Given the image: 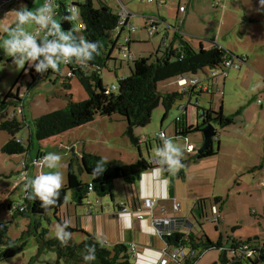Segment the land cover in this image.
I'll use <instances>...</instances> for the list:
<instances>
[{"label":"rangeland","instance_id":"374dc122","mask_svg":"<svg viewBox=\"0 0 264 264\" xmlns=\"http://www.w3.org/2000/svg\"><path fill=\"white\" fill-rule=\"evenodd\" d=\"M39 1L29 2L32 4H29L28 11L40 15L41 13L36 11L40 6L35 5ZM105 1L116 12L120 10L116 6V0ZM124 1L132 13L163 18L171 26V36L176 33L174 29L176 30L180 26V28L195 33L191 35H199L208 43L215 40L222 44L226 39V43H229L227 46L230 45L234 54L239 53L248 56L249 61L241 70H233L230 73V76H233V82L228 78L225 88L223 110L228 115L233 114L234 123L225 127L216 124L222 143L233 142L235 145L227 148L222 144L220 154H218L220 158L212 159L217 160L220 169L219 180L221 182L218 183V188L226 191L222 202L226 221L219 225L224 237L237 236L246 239L252 236L251 238L258 239L256 244L259 247H264V217H261L264 215V187L259 183L261 172L264 169L260 168V165L264 164V158L259 156L260 145L264 143V106L258 104L259 98L264 99V1L208 0L209 4L214 2L215 7L212 15L206 13L208 22L206 25L198 23L196 17L187 21L185 25H179L177 20L179 0H163L161 4L158 2H141V0ZM23 2L25 1L23 0ZM22 4L26 8L29 7L28 4ZM199 5L204 11L202 4L198 3ZM17 10L19 9L7 6L6 13L0 17V94H6L17 82L14 91L17 92L19 89L21 95L24 96L23 113L15 112V106L9 107L8 110L10 114L16 113L18 118L25 119L26 125L18 133V136L23 139L29 150L27 153L19 155L3 153L2 147L9 140L10 134L0 129V223L9 222L8 236L16 241L17 246L24 245L21 252L16 253L11 258L2 259L0 264H57L56 251L47 246H42V237L45 236L46 239H50L62 233V227L55 216V212L51 211L42 216L13 215L7 209V205L9 203L13 206L23 204L24 196L27 193H35L32 181L37 179L39 175H57L60 186L55 190L63 189L64 184L69 181L71 165L74 164V169L79 170V163H75L74 158H83L84 153L98 155L108 161H111L112 158L131 161L130 158H139L140 154L138 144L132 140L131 135L127 132L129 120L114 112L112 115H108L107 112L102 114L103 111L114 108L109 97L102 98L100 110L94 114V120L90 124L67 131L64 135L54 139L44 141L37 139L34 126L36 118L65 107L70 100H85L88 95L75 76L68 77V68L63 64V54L61 57L59 51L54 55L55 58L53 57L56 68L54 69L49 65L51 71L44 69L42 72L46 74L45 77L38 78L35 82H32L28 71H24L25 66L27 64L33 65L34 60L31 61V64L29 60H25L24 66L17 68L15 61L25 54L15 52L9 55L3 42L14 37L16 33L13 32V29L21 28L26 34L31 35L36 27L35 20L31 18L25 24L20 25L16 21ZM134 18L137 21L135 23L141 27L138 21L140 20L139 17ZM55 21L59 23V18L56 17ZM80 22V18L77 16L75 21L77 30ZM141 29L144 32L142 36L144 40L143 42L134 41L132 43L133 51H135L137 58L152 55L154 59L156 51L159 49L163 51L166 46L160 44V35H149L144 25ZM59 31L65 35L69 33L63 32L61 26ZM212 35L214 38L211 37ZM191 37L193 38V36ZM191 37L188 38L194 41L195 47L199 48L198 40L195 41ZM55 42L66 44V41L60 40L58 32H56ZM223 46L227 48V46ZM119 51L118 46L114 49V54L117 55ZM133 65V61L128 59L117 60L116 62L109 61L101 69L105 85L110 86V88L113 84L118 85V79L128 76ZM247 68L251 72L248 73V78L239 84V74L245 75ZM210 69L212 68L205 67L196 75L203 76L204 71H210ZM23 72L25 73L23 74ZM220 77L224 79L225 75L221 74ZM67 82H70L71 87L65 86ZM172 82H175V78L159 81L157 86L162 93H165L177 89V86L172 85ZM206 99L207 97L202 96L200 102L205 104ZM214 99L216 103L221 102L222 95L216 94ZM176 105L177 101L173 104L167 118L162 122L165 109L160 104L154 109L151 122L148 125L133 128L134 136L138 137L146 133L153 139L161 127H166L176 117L178 114ZM170 131H173V125ZM193 135H196L197 139H201L202 133L192 132L187 137L191 138ZM176 142L180 143L176 145ZM152 144L151 153L156 154L155 140H152ZM171 144L173 147L182 148V150L186 147L185 141L178 138H173ZM201 144L202 142H199V146ZM73 146L75 147L74 152L71 150ZM142 146L145 156L148 157L145 144ZM217 146L218 140L214 139V147L217 148ZM49 153L58 155L59 159L49 161L46 159ZM182 156L190 157L184 150ZM50 163L52 167L49 166ZM88 176L89 174L85 173V181H88ZM71 206L74 208V205ZM59 216L62 218V214ZM195 223V230L199 231L200 226L196 221ZM213 224L205 220V231H208L212 236L216 235L212 227L215 228L216 226ZM43 232L44 235L42 236ZM188 249L189 247L185 248L186 251ZM203 250L202 247L197 248L196 252L199 254ZM225 254L228 257L232 255L231 252L226 253L222 249H210L203 253L197 263L214 264ZM258 264H264V261H259Z\"/></svg>","mask_w":264,"mask_h":264},{"label":"trees","instance_id":"16d2710c","mask_svg":"<svg viewBox=\"0 0 264 264\" xmlns=\"http://www.w3.org/2000/svg\"><path fill=\"white\" fill-rule=\"evenodd\" d=\"M160 1L163 2V0ZM60 7L57 14L59 25L63 32H69L66 44L77 49L84 48L85 45H94V47L86 49L89 55L80 52L78 54L73 53L68 57H62V59H68L67 64L64 65L67 66L68 72H71L78 79L88 97L82 101L70 100L65 107L36 118L34 120L35 133L37 139L41 141L54 139L67 131L93 121L94 114L100 110L102 98L105 95L111 98L114 107V110L107 111V114L112 115L114 112L126 117L130 122L127 132L131 135L132 140L138 144L139 139L134 136L133 128L148 125L151 122L154 109L160 104L165 109L162 117V120H165L173 104L180 97L179 92L168 93L165 96L159 95L157 90L159 81L184 75H196L205 67L223 71L226 59L233 58L230 52L218 44H212L211 48H205L203 44L199 48H194L188 43H182V46L177 49L158 50L154 59L152 55L132 59L131 61H133L134 65L131 68V73L126 77L119 78L116 89L110 90L107 95L106 92H108L110 86L105 85L101 69L109 61L124 60L117 58L114 54V49L121 44L120 36L122 32L116 37L113 34L120 19L119 14L105 0H85L83 3L78 4L79 11L77 16H79L81 22L77 30L75 26L77 18L70 19L72 15L67 11L65 0H62ZM127 35L131 41L130 34ZM35 41L37 46L43 47L46 43L51 42V39H38ZM59 54L62 56L61 52ZM44 60L45 56L42 53L34 60L33 65L27 64L25 66L24 71H28L32 82H35L38 78L45 77L46 74L42 72L44 69L51 71L46 61L44 69L39 71L36 69L35 65ZM15 85L6 94H0V129L10 134L9 140L2 147V152L8 155L25 154L29 150L25 146L23 139L18 136V133L26 125L25 119L18 118L16 113L10 114L8 110L9 107L15 106V112L23 113L24 96L21 95L19 89L17 92L14 91ZM65 86L67 88L71 87L70 82L65 83ZM210 94L214 95L211 92ZM203 110L205 116L201 124L187 126L181 123L177 126V134L188 135L207 122H213L222 127L234 123L233 115L226 114L223 108L217 111L212 108ZM158 146H162L161 141H159ZM218 149L219 145L214 149L213 141L212 146L205 150L201 157L213 156ZM82 159L85 168H98L101 170V174L96 180L80 185V190L75 192L79 200H82L89 190L95 191L100 197L112 196L116 180L123 179L132 183L142 172L154 167L151 161L142 157L136 161L126 163L121 160L108 161L101 156L84 153ZM163 159L165 163L157 166L167 168V157L164 156ZM72 178L70 177V179ZM90 184H92V188H89ZM66 201L65 188L54 190V194L49 196L48 202L43 200L36 192L33 195L27 193L24 196L23 203L26 207L25 211L20 212L17 210L12 213L13 215L42 216L51 211L55 212V216L62 227V233L50 239H46L45 236L42 237V246H47L56 251L57 264H131V252L127 245L120 243L108 247L91 233L80 227L72 226L62 219L59 216V212ZM215 201L222 202L220 198H215ZM199 205L203 210L202 217L217 224L216 226L222 223L221 220H213L212 216L206 212V199H201ZM11 208L12 204L9 203L7 209L10 211ZM211 212L213 214L212 207ZM0 225H3V227H0L1 261L21 252L24 244L17 246L16 241H13L8 236L9 222L0 223ZM163 239L169 247L179 245L186 247L189 245L193 250L202 247L204 250L200 251V255L194 261L199 259L207 250H234L239 244L251 245L256 261L251 256L239 257L236 252L231 257H228L227 254L223 255L218 263L248 264L249 262L258 264L259 261H264V247L254 245L258 240L257 238L233 239L219 236L213 240L206 234L198 236L191 231L188 234L176 232L172 235H164Z\"/></svg>","mask_w":264,"mask_h":264},{"label":"crops","instance_id":"0c3cea01","mask_svg":"<svg viewBox=\"0 0 264 264\" xmlns=\"http://www.w3.org/2000/svg\"><path fill=\"white\" fill-rule=\"evenodd\" d=\"M42 1L43 0H40L35 5L37 7L39 6L41 7ZM260 1H264V0H260ZM116 2H117L116 3L117 8H120V10H117V12L114 10L117 14H119L121 11L122 3H124L128 8V4H126L124 0H116ZM141 2H145V1L141 0ZM154 2H158L159 4H161L160 0H155ZM22 3L28 4V6L29 4H32L27 1L25 2L21 1V2H13L8 6L17 8L23 12L28 11L30 6L26 8ZM198 3L202 4V8L204 9V11L201 10V6L200 5L198 6ZM214 5H215L214 2L213 4H209L208 0H179L178 10H177L178 24L185 25L187 21L196 17L198 19V23L206 25L208 23L206 20L207 18L206 13L212 15L213 9L215 7ZM181 6H185V11L180 10ZM6 10H7V6L0 11V17L4 13H6L5 12ZM215 15L217 16L218 14ZM134 17H139L140 20L138 21L141 27L135 23L137 21L136 18ZM140 17H142L143 19H141ZM149 17L150 16L137 15L131 12L128 21L134 24L137 28L136 30L131 31L130 33L128 32L127 29H124L121 33L120 36L121 43H124L126 35L130 34L131 41L129 48L130 51L135 54L134 58L137 57L135 51H133L132 43L134 41L143 42L144 39H142V36L144 32L141 28H143L144 25L145 28L148 30L147 20ZM167 25L169 24H167L166 21L163 20V18L160 19L158 17V24H156L157 30L154 34L151 35V36H154L156 34L160 35V44L166 46L165 50L180 48L182 46V43H188L194 48H197L195 47L196 44H194V41H191L188 38L193 36V38L192 37L191 38L193 40L195 39V41L198 40L197 41L198 46L203 44L205 48H211L212 44H218L219 46L223 47L228 52H230L232 56L235 57V60L239 61L240 63V67L237 69L236 68L230 69L224 79L220 77L221 74L219 72H214L213 69H210V71L207 70L204 71L205 74L203 76L195 75L201 81L209 84L211 93H214V95L210 93H203L196 91L185 92L183 88L177 83V78H175V82H172V85L175 84L177 86V89L175 90H169L165 93L164 92L162 93V91L157 86L158 93L161 96H165L168 93H172V92H179L180 95L176 105L178 114L171 123H169L166 127H161L160 129L166 132L170 143L173 138H178L184 140L186 146L187 143L193 144L194 151L188 153L185 150L186 147H184L183 148L184 152L190 156L189 158H186L182 156V152H183L182 148L179 149L177 146H175L177 151L172 155L173 158L177 161L178 166L176 170L169 171L166 167L155 165L153 168L142 172L141 175L132 183H129L123 179L116 180L112 196L100 197L95 193V191L89 190L87 195H85L82 200H79L76 197L75 192L80 190L81 184L90 183L96 180L97 178H99L101 174V170L98 168H90V169L85 168L82 158H74V162L77 164L79 163L78 166L79 170L74 169V164L71 165L70 168L72 173L69 174V181H67V183L64 184V188L66 189V194H67V201L65 205L62 206V209L59 212L60 214H62V219L67 221L70 225L80 227L86 230L87 232L97 237V239H99L108 247H112L115 244H120V243L125 244L128 247L131 244H135L136 251L131 252V264H158L159 261L164 256L163 249L167 245L164 239L160 237L155 226L153 225L154 217L177 218L178 226L181 227L179 228V230H181L180 232L184 234H186L184 231H186L189 228V232L193 231L198 236L199 235L202 236L203 234H206L213 240L217 239L219 236L224 237L220 227L216 226V224H213L209 219L207 221L211 222L213 225L216 226L215 228L214 226H212L213 230L215 231L214 234L216 235L212 236L211 234H209L208 231H205L206 219L202 217L203 210L199 205V201L201 199H206L205 209H207L206 212H208V214L211 216H212L211 207L213 209V207L216 206L220 216L219 220H221L222 222L226 221V219L224 218L225 212L223 211L224 206L222 203L223 199L225 198L226 191L218 188V183L221 182L219 180L220 169H219V165L217 164L218 162L215 159L220 158L218 154H220L219 151L222 144H224L227 148L232 147L235 144L233 142L222 143L220 137L218 136L219 149L217 150V153L215 155L210 157L200 156L197 159L190 160V158L196 154L197 148L200 147L199 142L203 143V134L201 136V139H197L196 135H193L191 138H188L187 137L188 135H178L177 126L180 125L181 123L187 126L190 125L196 126L197 124H201V121L203 120V118L200 115V112L203 109L212 108L213 110L217 111L220 108H224L225 88L227 87L228 80L233 82L232 81L233 76L231 77L230 73L233 70L236 71L241 70V68L246 64V62L249 61V58L247 55L245 56L244 54H239V53L234 54V52L232 51L233 49L230 47V45L227 46V44L229 43H226L227 42L225 41L226 39L222 42V44L217 43L215 40H212L211 43H208L206 42L207 40L199 37V35L198 36L191 35L195 33L180 28V26H178L176 30L174 29L176 33L172 34L171 36L170 35V32L172 31V29L170 28L171 26L170 25L167 26ZM147 33L149 34V32ZM135 34L136 36H134ZM197 34H202V33H197ZM213 36L214 35H212L211 37ZM178 42H179V46H178ZM223 45L227 46V48H225ZM120 54L121 51H119V53L115 56L117 58H120ZM141 57H145V56H141ZM245 72H246L245 75L239 74L238 77L239 84L242 83L245 78H248L247 75L251 71L249 68H247ZM187 77L189 81L190 76ZM220 91H222V94L220 93ZM106 94L108 95L109 92H106ZM216 94L222 95L221 102L216 103L214 99ZM202 96L207 97L205 104H202L200 102ZM104 97L107 98V96L105 95L103 96V98ZM109 99L111 100V98ZM206 105L207 107H204ZM113 110H108V111L110 112ZM106 112L107 111H103L102 114H106ZM179 116L182 117L181 118L182 120L177 121V118ZM161 121L163 122L164 120ZM172 125H173V131H170ZM186 137L188 138L187 141L185 139ZM154 138L151 139L149 135H147L146 133L139 135L138 148H139L140 157L130 158L131 161H127L123 159H119V160L126 163H130L142 157L144 159L151 161L156 155L151 153V150L153 149L152 140H155L157 149L159 144V142L156 139V136ZM179 143L180 142H176L175 144L178 145ZM142 144H145L148 157L145 156V153L142 150L143 149ZM214 149L216 148L214 147ZM71 150L74 152L75 147L74 146L73 148L71 147ZM259 156L260 158H264V143L260 145ZM113 160H118V159L112 158L111 161ZM167 164L171 165L168 162V159H167ZM81 165H83V167H81ZM260 168H264V164H261ZM180 169H182L183 171H180ZM263 171L264 169L262 170L260 175V179H259L260 185H261V176ZM85 173L89 174L88 181H85L86 179H84ZM70 177L73 178L70 179ZM69 193H71L70 196ZM29 194L33 195L34 193L29 192ZM145 198L155 199L156 204L152 210L145 209L144 210L145 217L143 219H138L133 210L136 208V206L142 205ZM215 198H220V200H222L221 202L222 204L220 202H216ZM175 202L180 204L178 210L174 208ZM71 205H74V208ZM124 206L128 207L129 211L124 212L123 211ZM261 217H264V215H262ZM195 221L200 226L199 231L195 230L196 227ZM228 237L233 239H243L237 236H228ZM251 237L252 236H250V238ZM256 243L254 245L258 247ZM188 246L189 245H187L186 247ZM169 250H171V247L168 248V251ZM253 255L254 253L252 254L251 257L253 258L254 261H256ZM199 259H197L192 264H196ZM218 261L219 260L215 262H217L218 264ZM169 264H178V263L171 262ZM248 264H252V263L248 262Z\"/></svg>","mask_w":264,"mask_h":264},{"label":"built area","instance_id":"2783aa9c","mask_svg":"<svg viewBox=\"0 0 264 264\" xmlns=\"http://www.w3.org/2000/svg\"><path fill=\"white\" fill-rule=\"evenodd\" d=\"M21 1H23V0H0V11L4 7L12 4L13 2H21ZM24 1L30 2V1H34V0H24ZM65 1H66L67 11L71 13L72 17L74 15V13H76L75 18H77L78 11H79L78 4L83 3L85 0H65ZM142 1L151 3V2H154L155 0H142ZM61 3H62V0H43L42 1L41 7H43L44 4L47 5V10H45L43 12V15L49 18V23L47 24V26L42 27L40 24H38L35 21L36 27H35L34 32L31 34V36H33L34 39H36V40H38V39H47V40L51 39V42L55 41L56 31L53 29L51 21L56 19L57 14L61 8L60 7ZM180 10L185 11V6H181ZM130 15H131L130 10L127 8V6L124 3H122V8H121V11L119 13L120 19H119L118 25L116 26V28L113 32L114 37H116L118 34H120L124 29H127L129 32L136 30L137 27L128 21ZM147 23H148L149 34L150 35L154 34L157 30L156 24H158V18H156L154 16H150L147 20ZM50 29H53V30L50 32L49 31ZM129 41H130V39H129V36L127 35L125 37V42L121 43L119 45L120 51H121V54H120L121 59L132 60L135 57V54L130 51ZM50 55H52V54H50ZM54 55H53V57H54ZM62 62H63V64H67L68 59H62ZM47 66H49V65H47ZM239 67H240L239 61L235 60V57H233V58H227L226 59L223 71H216L214 69L213 70H214V72H219L220 74H223L226 76L230 69H232V68L237 69ZM67 75L69 77L73 76V74L71 72H68ZM187 76H190L189 81H188ZM176 78H177V83L183 88V90L185 92H191V91L192 92H194V91L203 92V93H210L211 92L209 84L201 81L195 75H184V76H179ZM116 87H117V85L113 84V86L111 88L109 87L108 91L114 90V89H116ZM221 92L222 91H220V93ZM258 103L260 105L264 106V99L259 98ZM19 111H21V110H19ZM200 115L202 118H204V116H205L204 110H202L200 112ZM181 118L182 117L179 116L177 118V121L182 120ZM155 136H156V139H158V142L161 141L162 146L158 147L155 157L151 160V164L154 166L160 165L162 163V161L164 160L163 159L164 156L161 155L160 153H162L163 151L166 150V141L170 142L168 139V136L164 130L156 132ZM218 136H219V134L216 136L215 139H218ZM185 139H186V141L188 140L187 137ZM185 150L188 153L193 152L194 151V145L187 143ZM261 186L264 187V171H263L262 176H261ZM89 188H92V184H90ZM155 204H156L155 199L145 198L143 201V204L136 206V208L133 211L135 212L138 219H143L145 217L144 210L145 209L152 210L153 207L155 206ZM179 207H180V204L175 202L174 208L176 210H178ZM25 208L26 207L24 204H18L15 206L12 205L10 212L12 213V212L17 211V210H19L20 212H23V211H25ZM123 211L127 212V211H129V208L124 206ZM212 219L215 221L220 219L219 212H218V209L216 206L213 207ZM179 223H180V221H179ZM153 225L155 226V228H156V230H157V232L161 238H163L164 235H172L176 232L181 233L180 232L181 230H179V228H181V227L178 226L177 218H172V217L156 218V217H154L153 218ZM184 232L186 234L190 233L189 228ZM166 245L167 246L163 249L164 256L162 257V259L159 261L158 264H169L171 262H177L178 264H188L189 262H191L190 264H192L195 262L194 260L200 255L196 252V250H193L192 248H189V250L186 251L185 250L186 247H184L182 245L172 246L171 250L168 251L169 246L167 243H166ZM129 250H130V252H135L136 251L135 244L129 245ZM223 250L226 253L231 252L232 255L236 254V252H237V255L239 257L252 256V254H253V251H252L253 248L249 244H239V245H237L236 249H234V250H226V249H223Z\"/></svg>","mask_w":264,"mask_h":264},{"label":"clouds","instance_id":"9594fccd","mask_svg":"<svg viewBox=\"0 0 264 264\" xmlns=\"http://www.w3.org/2000/svg\"><path fill=\"white\" fill-rule=\"evenodd\" d=\"M45 10H47L46 4H44L43 7H39L36 9V11L41 13L40 15H36L33 11L21 12L17 10L16 21H18L20 25H23L29 20V18H31L42 27L47 26V24L49 23V18L43 15V12ZM75 15L76 13H74L73 17H70V19L75 18ZM51 23L53 29L59 33L60 40L67 41L69 37L59 31V23H57L55 20L51 21ZM53 29H50L49 31L51 32ZM13 32L16 33L14 37L12 39L5 40L3 43L9 55H12L15 52L25 54L15 61L17 68H22L24 66L25 60H29V63L31 64V61L36 60L38 55L43 53L45 56V60L40 61L38 64H36V69L38 71L44 69L46 67L45 61L47 62V65H51L52 68L55 69L56 63L53 59V55L58 51L61 52L64 57H68L73 53L78 54L80 52H83L85 55H89L86 49L89 47H94V45H85L84 48L77 49L68 44L57 43L55 41L48 42L45 44V46L39 47L37 46L34 37L26 34L23 29H13ZM21 36L23 37L22 39L20 38ZM176 151L177 149L173 147L170 142L166 141V150L160 154L167 157L170 164H177V161L173 158L172 155ZM46 159H48L49 161H55L59 159V156L49 153ZM162 163H165L164 160L162 161ZM49 166L52 167L51 163L49 164ZM32 184L34 185V191L46 202H48L49 196L54 194V190L60 186L59 178L55 174L39 175L37 179L32 181ZM0 227H3V225H0Z\"/></svg>","mask_w":264,"mask_h":264},{"label":"water","instance_id":"95a60500","mask_svg":"<svg viewBox=\"0 0 264 264\" xmlns=\"http://www.w3.org/2000/svg\"><path fill=\"white\" fill-rule=\"evenodd\" d=\"M194 132H201L203 134V143L199 148H197L196 154L193 155L190 160L199 158L205 150H208L212 146L214 139L218 135L216 124L213 122H207L203 124L202 126L195 129ZM177 166V164H171L167 166V169L169 171H174L177 169ZM180 171L183 170L180 169ZM215 264H217V262H215Z\"/></svg>","mask_w":264,"mask_h":264}]
</instances>
